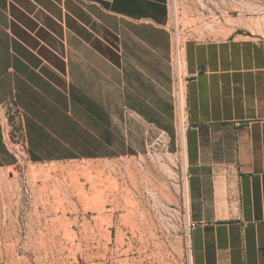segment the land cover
Returning <instances> with one entry per match:
<instances>
[{
	"label": "crops",
	"instance_id": "0c3cea01",
	"mask_svg": "<svg viewBox=\"0 0 264 264\" xmlns=\"http://www.w3.org/2000/svg\"><path fill=\"white\" fill-rule=\"evenodd\" d=\"M172 51L169 0H0V170L160 145L185 165L189 264H264L262 59L222 23L184 41L179 139Z\"/></svg>",
	"mask_w": 264,
	"mask_h": 264
},
{
	"label": "rangeland",
	"instance_id": "374dc122",
	"mask_svg": "<svg viewBox=\"0 0 264 264\" xmlns=\"http://www.w3.org/2000/svg\"><path fill=\"white\" fill-rule=\"evenodd\" d=\"M219 23L264 66V0H169L173 46ZM185 181L183 160L156 144L142 156L20 157L0 170V264H189Z\"/></svg>",
	"mask_w": 264,
	"mask_h": 264
},
{
	"label": "built area",
	"instance_id": "2783aa9c",
	"mask_svg": "<svg viewBox=\"0 0 264 264\" xmlns=\"http://www.w3.org/2000/svg\"><path fill=\"white\" fill-rule=\"evenodd\" d=\"M171 65L173 70L172 80V100H173V122L176 128V133L179 139H182L185 130L187 129L188 121V105H187V93L186 85L191 81L190 77L184 74V65L180 53V45L176 43L173 46ZM195 227L193 222L186 220V232L187 236L190 231Z\"/></svg>",
	"mask_w": 264,
	"mask_h": 264
}]
</instances>
